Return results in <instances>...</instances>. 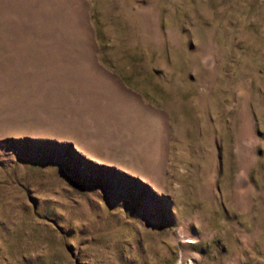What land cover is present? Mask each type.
<instances>
[{"label":"rangeland","instance_id":"rangeland-1","mask_svg":"<svg viewBox=\"0 0 264 264\" xmlns=\"http://www.w3.org/2000/svg\"><path fill=\"white\" fill-rule=\"evenodd\" d=\"M0 264H264V0H0Z\"/></svg>","mask_w":264,"mask_h":264}]
</instances>
